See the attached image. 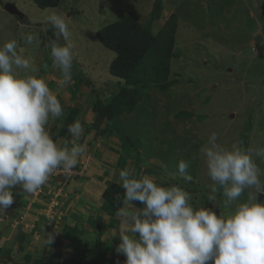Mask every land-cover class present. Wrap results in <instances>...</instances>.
<instances>
[{
  "label": "rangeland",
  "instance_id": "1",
  "mask_svg": "<svg viewBox=\"0 0 264 264\" xmlns=\"http://www.w3.org/2000/svg\"><path fill=\"white\" fill-rule=\"evenodd\" d=\"M7 2L23 13L21 22L4 9ZM157 8L159 16L152 19L151 12ZM54 11L64 15L69 28L68 40L61 38L60 43H71L74 55L72 80L63 87L59 85L61 71L48 51L56 39L48 23ZM129 12L141 25L149 26L153 35L171 15L176 16L165 81L169 85L162 90L153 84L144 85V95L134 109L119 116L125 133L140 141L134 148L125 146V135L94 111L96 98L105 99L118 87L109 73L115 53L100 43L96 32ZM30 33L38 34V40L31 45L24 39ZM11 39L17 41L18 54L35 66L34 74L45 79L58 96L63 112L78 110L71 122L78 120L82 125L80 141L69 132L58 139L83 144V154L94 157L100 153L99 148L116 146L129 158L127 161L136 163L134 169L141 172L146 168L143 174L152 176L158 184L160 179L166 181L163 186L184 188L194 205L212 208L217 214L220 210L228 213L254 193V189H245L229 208L223 206L222 194L215 196L217 202L209 201L217 192H211L212 181L199 149L213 132L218 134V143L225 146L239 142L245 150L264 147V0H60L56 7L47 8L38 7L32 0H0V46ZM54 119L50 117L48 131ZM97 140L99 146L95 145ZM181 159L190 164L191 181L178 173ZM253 159L264 172V159ZM45 199L50 202L51 197ZM258 202H264V194H258ZM40 204L43 202H34L33 206L39 208ZM44 213L46 216L35 214L29 219L26 214L11 215L7 210L0 220V244L6 238L10 244L15 243L12 249H31L37 259L53 255L54 248L46 240L56 235V217H52L53 212ZM21 216L30 221L25 231L19 222ZM14 221L17 223L13 227ZM43 224L51 225L49 231L43 232ZM118 240L115 247L121 242ZM113 245L106 244L103 251L114 253Z\"/></svg>",
  "mask_w": 264,
  "mask_h": 264
},
{
  "label": "clouds",
  "instance_id": "2",
  "mask_svg": "<svg viewBox=\"0 0 264 264\" xmlns=\"http://www.w3.org/2000/svg\"><path fill=\"white\" fill-rule=\"evenodd\" d=\"M11 15L20 22L25 17L23 13ZM48 23L55 30L51 55L61 71L59 85L63 87L72 80V45L60 43L61 38L68 40L69 28L64 15L55 11ZM24 39L31 45L38 34H27ZM17 47L15 39L0 46V215L14 203V186L34 193L55 170L75 168L85 152L83 144L60 146L50 135L47 124L50 117L64 115L62 104ZM82 131L78 120L68 126L75 140ZM199 152L212 181L211 192L222 189L225 208L245 189L254 193L228 213L220 210L217 214L212 208L194 205L190 193L180 186L166 187L150 175L137 177L133 170H121L124 197L116 213L122 218L117 252L126 257L124 264H264V202H258V194H264V172L253 159H264V147L245 150L239 142L225 146L213 132ZM177 167L184 180H192L188 161L181 159ZM209 201L217 202L215 196ZM134 202L143 207L137 208ZM52 240L50 235L46 243Z\"/></svg>",
  "mask_w": 264,
  "mask_h": 264
},
{
  "label": "trees",
  "instance_id": "3",
  "mask_svg": "<svg viewBox=\"0 0 264 264\" xmlns=\"http://www.w3.org/2000/svg\"><path fill=\"white\" fill-rule=\"evenodd\" d=\"M32 1L41 8L56 7L60 2V0ZM158 16L157 8L151 12V17L155 19ZM175 22L176 16L173 14L153 35L149 26L141 25L137 18L129 12L96 32L100 43L115 53L109 64V73L115 77L118 87L116 91H111L109 97L101 99L102 101L96 98L94 111L106 118L108 125L113 124L119 132L125 135L124 144L127 147L134 148L140 144V141L125 133L119 124V116L123 112L130 113L134 109L144 95L142 90L144 85L153 84L160 87L161 90L169 85V83L165 84V81L169 75L170 48L173 45V36L176 30ZM77 112L76 108H71L70 111L64 112V116L52 121L49 133L54 141L67 135L68 126L72 124L71 120ZM124 151L126 152V150ZM56 171L58 173V170ZM159 181L161 184H167L164 180L160 179ZM221 194L222 189L217 191L214 196L219 197ZM102 197L108 202L107 214L113 216L120 207H123L124 189L121 187V183L110 182L103 189ZM78 233V245L74 248V253L70 258L63 256L61 248L64 241L55 235L50 244L54 248V254L51 256L44 254L37 259L32 252H24L21 248L14 250L12 246L0 244V261L11 260L14 264H106L110 261L120 263L118 256L102 258L94 256L93 252L89 251L86 232L80 230Z\"/></svg>",
  "mask_w": 264,
  "mask_h": 264
},
{
  "label": "crops",
  "instance_id": "4",
  "mask_svg": "<svg viewBox=\"0 0 264 264\" xmlns=\"http://www.w3.org/2000/svg\"><path fill=\"white\" fill-rule=\"evenodd\" d=\"M48 51L51 55V51L49 49ZM65 96L66 95L63 94V97ZM67 98L66 96V99ZM63 140L65 139H58L56 142L60 146H72V140L68 139L66 142H63ZM98 144L97 140L95 145ZM98 146H96V148ZM116 148V146H110V144H108L104 148H99L100 153L95 157L89 154H83L75 168L69 172L59 171L61 168L57 169L58 173L57 171L53 172L51 175L52 178L49 179L50 185L45 184L34 193H24L19 185L16 187L14 186V191H12L14 203L8 208V212L16 216L19 215V213L22 215L26 214L29 219H32V216L35 214L46 216L44 211L53 212L52 217H56L55 220L53 219L54 224L57 223V228L55 229L56 235L64 241L61 250L65 258H70L71 254L74 253V248L77 247L79 240L78 232L83 230L87 234L89 251H92L94 256L101 258L104 256H118L123 260L125 256L115 252L117 250L115 241L118 242V238H120L118 227L122 226V218L117 216L116 213L113 216L107 214L108 202L103 199L102 191L110 182L121 183L119 173L123 169L133 170L137 177L140 175H147L143 174L146 173L147 170L144 168L139 172L137 168L134 169V167H137L136 163L131 160L127 161L129 158L125 157L122 152L117 151ZM130 161L131 165L129 166ZM83 163H87L84 168ZM78 169L80 170L78 171ZM60 178L64 179V184L61 181L57 183L56 180ZM54 181H56V183H54ZM31 195L33 196L32 200H30ZM46 196L51 197L50 202H48V200L46 201ZM34 202H43V204H40L38 208L37 206H33ZM135 206L137 208L143 207L142 204H135ZM4 215H0V220L3 219L1 217ZM27 221L28 219L25 216H21L19 222L24 225L23 231L26 230ZM16 223L17 222L14 221L11 225L14 227ZM43 226V232H46V230L49 231L51 227V225L46 226L44 224ZM114 229L116 230L115 235H113ZM40 232H42L41 229ZM1 243V245L4 246H11V244L15 245L13 241L10 244L9 240L6 238L5 241ZM108 243L114 244V253H106L107 251H103L105 245ZM24 250L26 252H31V249L24 248ZM125 260L126 258L123 261ZM0 264L14 263L11 260H7L0 261ZM106 264L116 263L110 261ZM120 264H124V262H120Z\"/></svg>",
  "mask_w": 264,
  "mask_h": 264
},
{
  "label": "water",
  "instance_id": "5",
  "mask_svg": "<svg viewBox=\"0 0 264 264\" xmlns=\"http://www.w3.org/2000/svg\"><path fill=\"white\" fill-rule=\"evenodd\" d=\"M4 8L6 11H8L11 14L21 16V12L16 8V6L13 3L10 2L5 3ZM261 195L263 194H259L260 197Z\"/></svg>",
  "mask_w": 264,
  "mask_h": 264
},
{
  "label": "built area",
  "instance_id": "6",
  "mask_svg": "<svg viewBox=\"0 0 264 264\" xmlns=\"http://www.w3.org/2000/svg\"><path fill=\"white\" fill-rule=\"evenodd\" d=\"M84 166H85V163H83V168H84ZM59 171H63V170L61 169V170H59ZM54 172H56V170H55Z\"/></svg>",
  "mask_w": 264,
  "mask_h": 264
}]
</instances>
